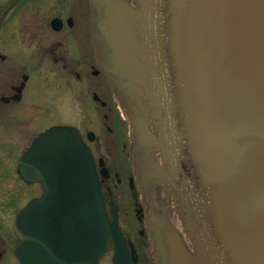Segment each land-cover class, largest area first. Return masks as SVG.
<instances>
[{"label":"water","instance_id":"obj_1","mask_svg":"<svg viewBox=\"0 0 264 264\" xmlns=\"http://www.w3.org/2000/svg\"><path fill=\"white\" fill-rule=\"evenodd\" d=\"M92 9L99 64L131 123L156 263L264 264V0H92ZM71 134L53 130L38 147L67 155L66 193L84 196L79 264H98L118 232L92 157ZM26 217L16 253L34 264Z\"/></svg>","mask_w":264,"mask_h":264},{"label":"flooded vegetation","instance_id":"obj_2","mask_svg":"<svg viewBox=\"0 0 264 264\" xmlns=\"http://www.w3.org/2000/svg\"><path fill=\"white\" fill-rule=\"evenodd\" d=\"M14 1L0 0V264H19L16 224L26 206L28 246L41 256L37 263L48 264L43 257L60 248L78 263L82 203L76 196L44 194L32 172L50 167L42 152L21 166L40 135L59 127L75 129L90 149L108 217L124 236L119 260L114 248L99 264H157L149 201L132 166L130 123L98 62L91 0H21L12 7ZM158 202L167 204L161 191Z\"/></svg>","mask_w":264,"mask_h":264}]
</instances>
